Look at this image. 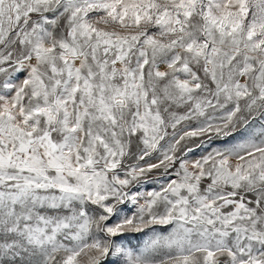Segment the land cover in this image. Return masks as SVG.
<instances>
[{"label": "snow or ice", "instance_id": "obj_1", "mask_svg": "<svg viewBox=\"0 0 264 264\" xmlns=\"http://www.w3.org/2000/svg\"><path fill=\"white\" fill-rule=\"evenodd\" d=\"M0 264H264V0H0Z\"/></svg>", "mask_w": 264, "mask_h": 264}, {"label": "rangeland", "instance_id": "obj_2", "mask_svg": "<svg viewBox=\"0 0 264 264\" xmlns=\"http://www.w3.org/2000/svg\"><path fill=\"white\" fill-rule=\"evenodd\" d=\"M199 153H197V155H198Z\"/></svg>", "mask_w": 264, "mask_h": 264}]
</instances>
